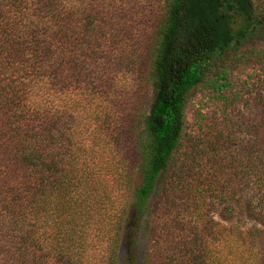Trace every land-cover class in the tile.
Segmentation results:
<instances>
[{
    "label": "trees",
    "instance_id": "obj_1",
    "mask_svg": "<svg viewBox=\"0 0 264 264\" xmlns=\"http://www.w3.org/2000/svg\"><path fill=\"white\" fill-rule=\"evenodd\" d=\"M260 2L0 0V264H122L131 224L125 264H264V227L214 219L264 201L233 74L264 64ZM197 91L223 119L190 154Z\"/></svg>",
    "mask_w": 264,
    "mask_h": 264
},
{
    "label": "rangeland",
    "instance_id": "obj_2",
    "mask_svg": "<svg viewBox=\"0 0 264 264\" xmlns=\"http://www.w3.org/2000/svg\"><path fill=\"white\" fill-rule=\"evenodd\" d=\"M253 2L257 6L261 4L260 0H253ZM233 74L236 82L242 86L240 88L243 97L235 110L237 111L235 112L237 114L236 117L240 123L242 117H252L250 106L264 96V64L251 65L250 63H240L233 68ZM245 86H247V89H243ZM222 119V113L206 93L197 91L192 95L186 109L185 127V148L189 150L188 152L190 154L202 150V143L210 136L209 133L212 130L221 128L219 123ZM106 154H102V158L106 159ZM190 158L191 155H187L186 159L184 157L180 162L182 163L184 160L188 161ZM254 196L251 193L243 202V209L246 210L245 215H243L245 220L238 218V207L232 206L230 207L232 208L231 210H225L228 207H222L220 205L216 206L217 209L214 211V219L224 225L242 224L246 229L254 225L264 227V201L260 197L255 199ZM243 220L245 222H242ZM132 227L133 224L130 225L129 235L126 236L123 242L122 264H125L128 255L134 253L130 250V230ZM145 251L146 243L143 241L135 251L138 256V264H142V256Z\"/></svg>",
    "mask_w": 264,
    "mask_h": 264
}]
</instances>
